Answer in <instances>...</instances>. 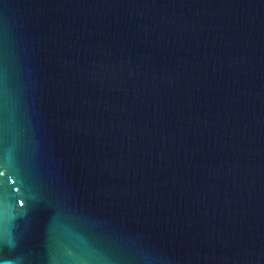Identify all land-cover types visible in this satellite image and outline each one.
Returning <instances> with one entry per match:
<instances>
[{"label":"water","instance_id":"obj_1","mask_svg":"<svg viewBox=\"0 0 264 264\" xmlns=\"http://www.w3.org/2000/svg\"><path fill=\"white\" fill-rule=\"evenodd\" d=\"M0 264H264V0H0Z\"/></svg>","mask_w":264,"mask_h":264}]
</instances>
